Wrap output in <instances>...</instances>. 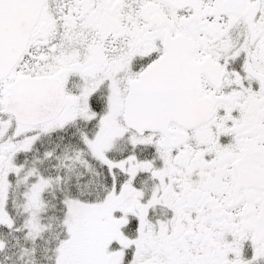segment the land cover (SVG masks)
I'll use <instances>...</instances> for the list:
<instances>
[{
  "label": "snow or ice",
  "instance_id": "obj_1",
  "mask_svg": "<svg viewBox=\"0 0 264 264\" xmlns=\"http://www.w3.org/2000/svg\"><path fill=\"white\" fill-rule=\"evenodd\" d=\"M0 264H264V0H0Z\"/></svg>",
  "mask_w": 264,
  "mask_h": 264
}]
</instances>
